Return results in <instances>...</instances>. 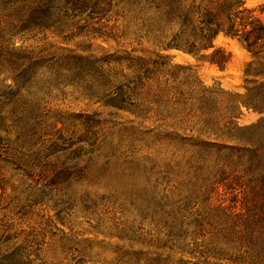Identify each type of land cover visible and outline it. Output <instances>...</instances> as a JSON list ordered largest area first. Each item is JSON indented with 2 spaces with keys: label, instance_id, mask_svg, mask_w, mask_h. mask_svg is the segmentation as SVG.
I'll list each match as a JSON object with an SVG mask.
<instances>
[{
  "label": "rangeland",
  "instance_id": "obj_1",
  "mask_svg": "<svg viewBox=\"0 0 264 264\" xmlns=\"http://www.w3.org/2000/svg\"><path fill=\"white\" fill-rule=\"evenodd\" d=\"M30 1L0 0V42L16 53L120 58L106 65L117 83L136 74L127 57L152 72L142 70L131 104L115 108L85 83L58 85L55 69L37 68L25 83L15 77L21 70L0 64V262L204 264L192 238L201 244L210 233L198 235L194 219L233 187L239 200L251 195L249 179L264 174V107H256L264 75H253L264 72V50L253 57L241 42L219 45L223 34L199 54L165 50L156 0H107L100 18L75 12L23 29ZM246 4L264 21V0ZM230 102L240 105V129L216 143L254 146L256 156L200 150L227 130ZM221 174L228 179L208 205L211 179ZM236 176L241 186H227Z\"/></svg>",
  "mask_w": 264,
  "mask_h": 264
},
{
  "label": "trees",
  "instance_id": "obj_2",
  "mask_svg": "<svg viewBox=\"0 0 264 264\" xmlns=\"http://www.w3.org/2000/svg\"><path fill=\"white\" fill-rule=\"evenodd\" d=\"M108 3L107 0H31L21 18V28L27 29L33 26L43 29L55 26L62 18L74 16L75 12L88 11L89 18H100L99 16L105 14ZM155 8L157 10L155 35L159 46H163L165 50L178 49L199 54L213 48L220 34L237 38L253 57H257L264 50V21L254 8L247 6L246 0H156ZM3 37V31H0V39ZM7 41L0 42V64L7 63L14 72L21 70L20 75H15L17 79L25 76L26 83L37 68L55 69L54 79L58 85L85 83L92 94L103 95L106 103L115 108H121L127 102L131 104L129 100L141 79L142 70L148 74L152 72L149 71L147 61L127 57L129 66L135 67L136 74L125 82L117 83L111 79L106 65H109L111 60L119 61L120 58L73 55L62 59L54 56L22 55L10 48ZM218 50L222 51L220 48ZM222 56L223 62L228 60V54ZM253 75L258 77L264 75V72ZM262 78V82L257 86L259 92H264V76ZM242 103L249 105L248 102ZM239 106L233 102L226 106L227 130L221 134L214 133L212 139L200 141V150L205 151L206 147L217 146V151L225 150L229 158L241 157L247 152L252 157L256 156L258 148L254 146L216 143L222 135L228 137L227 141L231 140L230 135L240 129L235 123V119L240 114ZM256 107H264V95L260 97ZM227 179L228 176L224 174L211 179L213 186L205 197L208 205L217 194L218 185ZM234 181L227 186L230 187L235 183L241 186V178L236 176ZM249 183L254 184L252 187L254 192L251 195L244 192L239 200L233 187L229 195L224 193L218 196V205H210L205 209L202 219H194L193 222L199 230L198 235L203 237L206 232L210 233L201 244L196 241L197 238H192L196 247L203 246L199 255L204 258L202 261L204 264H211L208 261L210 257L216 260H228L233 264H264V174L250 178ZM259 201L261 202L259 207L249 206L251 202ZM238 202H240L239 206ZM177 219V214H174V220ZM184 223L181 221L179 225L183 227ZM186 225H191V222L187 221ZM172 227L174 228L175 225ZM184 234L183 237L187 235ZM197 251L191 248L188 252L193 254ZM15 261L17 262V259ZM21 264H34V262L29 259L21 261Z\"/></svg>",
  "mask_w": 264,
  "mask_h": 264
},
{
  "label": "crops",
  "instance_id": "obj_3",
  "mask_svg": "<svg viewBox=\"0 0 264 264\" xmlns=\"http://www.w3.org/2000/svg\"><path fill=\"white\" fill-rule=\"evenodd\" d=\"M218 44L219 45H228V43H232L233 41H235L237 44H239L240 43V41L237 39V38H231V37H228V36H225V35H220L219 37H218ZM240 45V44H239ZM241 46V45H240ZM242 47V46H241Z\"/></svg>",
  "mask_w": 264,
  "mask_h": 264
}]
</instances>
